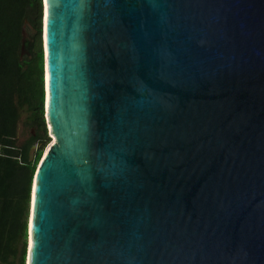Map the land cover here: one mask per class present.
I'll return each mask as SVG.
<instances>
[{
	"label": "water",
	"instance_id": "water-1",
	"mask_svg": "<svg viewBox=\"0 0 264 264\" xmlns=\"http://www.w3.org/2000/svg\"><path fill=\"white\" fill-rule=\"evenodd\" d=\"M40 38L23 264H264V0H41Z\"/></svg>",
	"mask_w": 264,
	"mask_h": 264
},
{
	"label": "trees",
	"instance_id": "trees-1",
	"mask_svg": "<svg viewBox=\"0 0 264 264\" xmlns=\"http://www.w3.org/2000/svg\"><path fill=\"white\" fill-rule=\"evenodd\" d=\"M40 34L41 0H0V264H23L32 177L49 139ZM22 108L39 138L31 161L36 138L16 145Z\"/></svg>",
	"mask_w": 264,
	"mask_h": 264
},
{
	"label": "rangeland",
	"instance_id": "rangeland-1",
	"mask_svg": "<svg viewBox=\"0 0 264 264\" xmlns=\"http://www.w3.org/2000/svg\"><path fill=\"white\" fill-rule=\"evenodd\" d=\"M27 115L28 114L24 108L19 110V120H18L17 135H16V145L17 146H22L31 132L32 127L28 125ZM46 121H47V118L45 117V127L47 130V135L51 137V135L49 134V128L46 125ZM50 141H52V138L48 139V143L46 145H48Z\"/></svg>",
	"mask_w": 264,
	"mask_h": 264
},
{
	"label": "flooded vegetation",
	"instance_id": "flooded-vegetation-1",
	"mask_svg": "<svg viewBox=\"0 0 264 264\" xmlns=\"http://www.w3.org/2000/svg\"><path fill=\"white\" fill-rule=\"evenodd\" d=\"M37 133L34 131V128H31V134L28 136V138L25 140V143L29 140V139H31V138H36L35 140H34V142H33V144L32 145H36V148H37V145H38V139L39 138H37ZM49 138H51V137H49ZM24 143V144H25Z\"/></svg>",
	"mask_w": 264,
	"mask_h": 264
},
{
	"label": "bare ground",
	"instance_id": "bare-ground-1",
	"mask_svg": "<svg viewBox=\"0 0 264 264\" xmlns=\"http://www.w3.org/2000/svg\"><path fill=\"white\" fill-rule=\"evenodd\" d=\"M48 128L50 129V126L48 125ZM51 138H52V140H53V135H51ZM50 142H52V141H50Z\"/></svg>",
	"mask_w": 264,
	"mask_h": 264
},
{
	"label": "snow or ice",
	"instance_id": "snow-or-ice-1",
	"mask_svg": "<svg viewBox=\"0 0 264 264\" xmlns=\"http://www.w3.org/2000/svg\"><path fill=\"white\" fill-rule=\"evenodd\" d=\"M34 192H35V186H34ZM30 248H31V245H30Z\"/></svg>",
	"mask_w": 264,
	"mask_h": 264
},
{
	"label": "built area",
	"instance_id": "built-area-1",
	"mask_svg": "<svg viewBox=\"0 0 264 264\" xmlns=\"http://www.w3.org/2000/svg\"><path fill=\"white\" fill-rule=\"evenodd\" d=\"M47 125V124H46ZM47 127H48V125H47Z\"/></svg>",
	"mask_w": 264,
	"mask_h": 264
}]
</instances>
